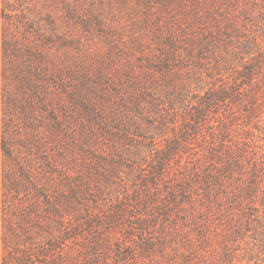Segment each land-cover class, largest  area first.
<instances>
[{
	"label": "rangeland",
	"instance_id": "374dc122",
	"mask_svg": "<svg viewBox=\"0 0 264 264\" xmlns=\"http://www.w3.org/2000/svg\"><path fill=\"white\" fill-rule=\"evenodd\" d=\"M81 1L87 7L93 0ZM94 1L97 9L104 7L106 21L121 29L124 43L142 46L113 57L136 63L147 57L139 54L169 52L182 59L180 71L189 80L171 85L158 80L151 97H133L129 86L120 89L123 97L115 91L111 97H60L66 110L59 112V123L49 112L0 118V145L6 139L14 146L12 160L0 152V264H47L41 247L51 243L59 254L73 249L70 264H173L184 261L167 258L183 250V228L190 229L192 240L199 234L210 238L206 258L194 259L198 264H264L259 209L237 210L223 193L207 200L216 189L211 171L227 166L228 176H239L237 163L252 164L251 169L248 157L264 158V63L262 70L252 63L264 55V20H239L229 32L214 14L188 35L176 34L172 49L166 32L147 33L140 0ZM103 39L92 37L85 49L98 53L107 46ZM144 83L140 79L142 89H149ZM189 84L193 90L187 91ZM222 85L225 97L195 93ZM233 89L241 91L239 97ZM11 170L13 177L29 173L38 182L22 178L21 189L8 193L4 180ZM47 177L64 189L57 211L42 197L31 205ZM185 190L189 195L183 196ZM200 196L205 202L197 205L208 208L210 227L186 221L191 201Z\"/></svg>",
	"mask_w": 264,
	"mask_h": 264
},
{
	"label": "trees",
	"instance_id": "16d2710c",
	"mask_svg": "<svg viewBox=\"0 0 264 264\" xmlns=\"http://www.w3.org/2000/svg\"><path fill=\"white\" fill-rule=\"evenodd\" d=\"M140 1L143 25L147 28L145 30L151 36L155 32L157 35L166 32L165 41L172 49L178 43L176 34L182 31L188 35L187 32L194 30L195 23H203L215 15L219 18L216 22L221 21L227 27L224 29L229 32L235 30L239 20H246V23L254 17L264 20V0H238L237 3L231 0ZM97 7L99 5H96L94 0L90 1L87 7L81 0H0V118L35 117L49 112L54 121L59 123V112L66 110L60 97H111L114 91L119 97H123L120 96V89L124 86L132 88L135 92L133 97H151L154 84L158 80L170 85L179 80L183 82L185 78L189 80L187 75L180 71L182 59L169 52L160 56L159 50L155 53H142L139 55L147 57L141 58L144 62L139 59L136 63L113 57L112 53L136 52L142 46H129L127 42L124 43L121 29L114 22L106 21L104 7ZM110 13L112 15L114 11L110 10ZM138 27L137 24L136 28ZM92 37H103L106 48H102L98 53L92 49L86 50V45L94 43ZM190 56H195V53ZM260 58V62L256 60L252 63H260L258 67L262 70L264 55ZM250 65L246 67V71L251 76L252 87L253 68ZM155 71L160 73L159 77L155 76ZM123 77L127 83L121 81ZM140 79L145 81L143 88L145 85L150 88L142 89ZM190 88L193 90L191 84L187 91H190ZM233 90L234 96L239 97L241 91ZM181 92L184 93V90ZM195 93L199 97H225L228 90L227 86L222 85L203 91L196 90ZM248 131L245 123L244 132L247 135ZM244 147L248 148L246 138ZM13 149L14 146L8 140L2 141L0 152H4L5 157L10 160L13 159ZM249 160L253 163L251 169L252 164L244 166L243 163H237L239 176H228L227 166L220 167L218 171H211L209 176L214 180L216 189L209 192L207 200L212 203L214 197L223 193L227 197L225 200L232 203L237 210L246 207L253 213L259 209L264 226V158L250 156L247 158V161ZM54 169L58 171L56 164ZM12 171L4 180L8 193L21 189L19 183L22 178H26L34 186L38 182L32 179L33 176L29 173L25 177H13ZM245 173L250 176H244ZM42 180L38 188L39 198L31 205L40 203L42 197L48 203V209L57 211L64 205V189L58 187L59 182L53 177L41 178ZM188 192L189 190H185L183 196L189 195ZM255 192H258V196ZM217 200L221 202V199ZM201 201L202 196L191 201L192 213L186 215V221L192 225L199 221L200 225L206 223L205 225L210 227L211 216L208 215V208L197 205ZM223 210L229 211L226 208ZM179 232L183 234V250L179 249V255L170 254L167 258L184 259L173 264H198L194 259H205L204 247L210 242V238L199 234L192 240L190 229L187 228L179 229ZM55 248L53 243L41 247V250L46 252L43 255L46 263L70 264L72 257L67 259L73 254V249H65V252L59 254ZM28 256L27 253L25 257Z\"/></svg>",
	"mask_w": 264,
	"mask_h": 264
}]
</instances>
